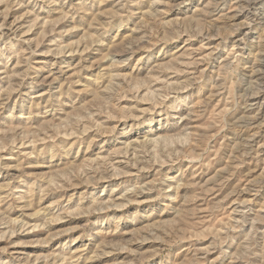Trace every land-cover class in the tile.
Segmentation results:
<instances>
[{"label":"rangeland","instance_id":"374dc122","mask_svg":"<svg viewBox=\"0 0 264 264\" xmlns=\"http://www.w3.org/2000/svg\"><path fill=\"white\" fill-rule=\"evenodd\" d=\"M0 264H264V0H0Z\"/></svg>","mask_w":264,"mask_h":264},{"label":"bare ground","instance_id":"6f19581e","mask_svg":"<svg viewBox=\"0 0 264 264\" xmlns=\"http://www.w3.org/2000/svg\"><path fill=\"white\" fill-rule=\"evenodd\" d=\"M247 2V1H246Z\"/></svg>","mask_w":264,"mask_h":264}]
</instances>
